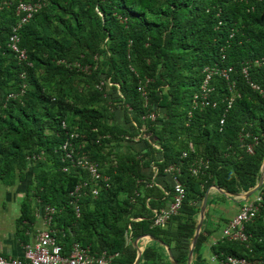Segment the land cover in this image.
<instances>
[{
    "label": "trees",
    "instance_id": "obj_1",
    "mask_svg": "<svg viewBox=\"0 0 264 264\" xmlns=\"http://www.w3.org/2000/svg\"><path fill=\"white\" fill-rule=\"evenodd\" d=\"M15 20L14 5L0 3V181L11 185L14 171L19 177L28 171L36 181L19 202L17 238L26 242L33 232L38 199L55 209L50 227L63 252L78 242L91 253H115L109 264H132L135 250L129 241L147 234L166 244L176 264H184L205 189L214 184L233 195L258 179L264 155V95L250 89L240 68L249 63V79L264 90V64H253L255 59L264 61V0H45L18 31L30 65L16 62L6 47ZM213 65L232 67L233 93L238 95L226 107L231 93L215 75L209 83L215 105L193 109L187 116L203 67ZM143 77L150 79L147 100L153 108L143 106L135 89ZM107 86L129 106L124 116L130 128L142 130L140 155H116L105 170L98 165L109 185L95 197L82 195L75 216L68 192L87 175L80 168L61 171L59 145L75 131L84 138H69L71 143L83 142L96 163L103 158L105 144L120 132L103 121ZM9 92L16 96L5 99ZM156 107L162 108V116ZM145 110L156 113L153 121L139 118ZM246 143H252L251 153L245 151ZM183 150L185 157L180 156ZM31 154L40 157L29 159ZM196 156L206 158L208 166L193 176L188 168ZM169 164L179 168L185 189L178 213L169 219L174 220L173 229L151 226L150 211L165 205L171 193L164 171ZM256 192L261 207L244 224L247 240H218L210 252L264 257V180ZM208 233L200 230L193 252ZM158 260L157 252L145 247L137 264ZM191 264L207 263L196 255Z\"/></svg>",
    "mask_w": 264,
    "mask_h": 264
},
{
    "label": "built area",
    "instance_id": "obj_2",
    "mask_svg": "<svg viewBox=\"0 0 264 264\" xmlns=\"http://www.w3.org/2000/svg\"><path fill=\"white\" fill-rule=\"evenodd\" d=\"M1 4L14 5V13L16 20L10 27L9 34L6 40V47L12 53L16 62L30 65L27 60V54L24 48L19 46L18 31L27 20L38 11L45 4V0H0ZM231 34H229L230 36ZM254 65H262L264 61L262 58L253 60ZM69 65V64H67ZM74 65H77L74 63ZM249 63L244 62L241 65L240 73L243 79L246 81L250 89L258 92L260 95H264V90L259 87L258 84L252 82L248 77ZM86 67L83 68V70ZM230 72H232L231 66H204L201 73L202 79L198 85V88L193 92L189 98V109L187 116L190 115L191 110L197 108H203L206 106L213 107L215 101L209 99V95L212 92L210 86V80L213 76H219L226 82L227 90L231 93L226 98V107H229L234 95V81L230 78ZM23 72L20 73L22 77ZM150 82L148 77L139 78L136 83V92L142 99L144 107L147 105V90L146 85ZM102 82L99 83L101 85ZM105 84L111 83L106 80ZM116 86V85H115ZM24 84L19 88L18 94L23 92ZM119 97L121 93L116 90ZM16 94L9 92L6 94L5 99L14 98ZM126 109H129L128 105H125ZM156 113L152 110H145L140 114L139 118L143 121H153ZM223 123V118L218 119V124ZM131 124L135 126V123L131 121ZM63 126V124H62ZM139 133L142 131L138 129ZM247 133H244L246 136ZM69 138L83 139V134H78L72 131L68 135V140L65 139L59 148L62 152L60 161L64 164L61 166V171L67 172L69 169L80 168L83 170L87 179L78 181L73 188L68 192L69 204L71 205L75 216L79 212V198L88 194L91 197H95L98 194L100 188L108 187L109 178L99 171L98 164L90 159L86 152L83 150V142L77 144L71 143ZM124 140H134L132 137L123 136ZM253 143L256 141L255 137L252 138ZM155 146V145H154ZM156 147V146H155ZM247 153L252 152V143H246L244 145ZM193 147L191 143H188V150L192 151ZM187 151L183 150L180 154L181 157H185ZM40 154H31L29 159L39 158ZM208 166V160L201 156H196L189 164V172L193 176H197L202 173ZM153 172H155L154 166H152ZM164 171L170 176L171 181V193L167 198L165 205L158 208H152L151 211V226L164 227L166 222L171 216L176 215L182 204L184 198V185L178 178L179 168L175 164H169L164 168ZM258 180V179H257ZM166 194V192H164ZM251 197V196H250ZM132 200V199H131ZM261 196L258 192L254 193L251 198L244 201H240L236 212L223 224L220 229L219 237L213 240L210 245L215 244L218 240L237 241L243 243L247 240V235L244 232V224L251 221L258 215L261 207ZM36 207L34 211L35 223L33 232L29 234L30 240L21 243L20 255L11 256L0 254V264H109L111 258L115 255L108 254L105 251L99 253H91L88 246H81L78 242H72L67 252H63L61 245L57 242L54 236V231L50 227L52 224L53 214L55 209L50 205L42 204L38 199L35 200ZM264 219V216H262ZM209 264H264V257H258L257 259H249L243 256H235L230 254L210 253Z\"/></svg>",
    "mask_w": 264,
    "mask_h": 264
},
{
    "label": "crops",
    "instance_id": "obj_3",
    "mask_svg": "<svg viewBox=\"0 0 264 264\" xmlns=\"http://www.w3.org/2000/svg\"><path fill=\"white\" fill-rule=\"evenodd\" d=\"M154 145L155 144H153V146ZM214 186V184H211L206 188L207 197L201 226V229L203 228L204 231L209 233L206 235V239L198 246L197 250L195 252L192 251L189 264L192 263L196 255L202 257L204 261L209 264L208 259L211 253L209 249L210 243L219 237L221 227L236 212L239 204L241 203L240 194L243 192L242 190L238 192L239 194L232 195ZM3 196L4 200L1 202L0 206V254L17 256L20 255L21 252V241L17 238L14 230V219L18 214L12 217V222H9V220L5 218L4 215L6 212V207L8 206L5 205L4 201L8 202L15 196L11 197V194H7L6 192L3 194ZM197 217L198 215L196 213V218ZM173 226L174 220H169L164 225V228L173 229ZM28 238V240H30V237ZM129 243L134 247L135 255L136 251H139V257L141 251L145 247H150L155 250L159 257V260L156 261V264H166V262H170L172 259V257L170 258L167 253L168 249L165 246L166 244L153 241L147 234H141L132 237ZM184 264H186V261Z\"/></svg>",
    "mask_w": 264,
    "mask_h": 264
},
{
    "label": "rangeland",
    "instance_id": "obj_4",
    "mask_svg": "<svg viewBox=\"0 0 264 264\" xmlns=\"http://www.w3.org/2000/svg\"><path fill=\"white\" fill-rule=\"evenodd\" d=\"M107 91H104L105 100L103 101V105L106 109L105 118H103V121H105V124L108 126H113L115 129L119 130L120 132L114 133L115 136L113 138H110L107 143L105 144V148L101 151L100 155L103 156V158L96 160L98 165H100L101 169L105 170L107 167L113 165V159L116 155H122V154H131L133 153L134 156L140 155L139 146H140V140L143 133H137L134 132L133 129L129 126V121L125 118V110L126 106L125 104H121L120 100L114 95L113 92H111V88L107 86ZM147 106H150L151 108L154 107V103L149 100L147 102ZM146 106V108H148ZM145 108V109H146ZM149 109V108H148ZM156 112L158 116L163 115V111L161 107H156ZM158 124H156V129H159ZM109 135V134H106ZM123 136H129L132 137L136 142L134 144H127L123 140ZM151 139L155 140L154 136L151 137ZM133 140V141H134ZM19 172L14 171L11 185L5 186L3 182L0 181V206L1 202L4 200L3 194L6 192L7 194L10 193L11 198L10 201L6 202L4 201L5 205H8L6 207V212L4 213L5 218L9 220V222H12V217L16 216L18 214V207L19 202L23 198L28 185L33 182L34 177L28 173V171L21 173V177L18 176ZM105 174V173H104ZM5 191V192H4ZM254 193L252 194V196ZM251 196V197H252ZM17 197V198H16ZM249 197V198H251ZM32 197H30L29 201ZM199 206V204H198ZM195 221L197 222L198 217L196 218V213L194 215ZM207 255V254H206Z\"/></svg>",
    "mask_w": 264,
    "mask_h": 264
},
{
    "label": "water",
    "instance_id": "obj_5",
    "mask_svg": "<svg viewBox=\"0 0 264 264\" xmlns=\"http://www.w3.org/2000/svg\"><path fill=\"white\" fill-rule=\"evenodd\" d=\"M263 180H264V155L262 157V160L260 162V166H259V169H258V180H257V182L250 189H248L246 191H243L240 194V200L244 201L247 198H249L253 193H255L258 190V188L261 186ZM236 194H239V193H236ZM236 194H233V195H236ZM206 197H207V190L205 189V191H204V193H203V195H202V197L200 199L199 206H198V211H197L198 220H197V223L195 224V228H194L191 240H190L189 245H188L186 264H189V260H190V256H191L193 247L195 245L196 239L198 237V234H199L201 226H202V217H203V213H204V209H205ZM149 237L153 241L162 243L161 240H159L157 238H154L152 236H149ZM166 248H167V246H166ZM167 253H168V255L171 258V254H170L169 250H167ZM138 258H139V251H136V255H135V258H134L132 264H136L137 261H138ZM170 262L172 264H175V262L172 259H171Z\"/></svg>",
    "mask_w": 264,
    "mask_h": 264
}]
</instances>
